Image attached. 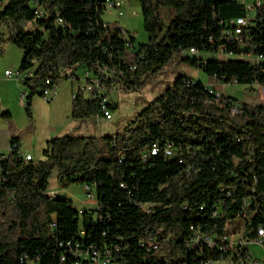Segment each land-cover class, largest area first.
<instances>
[{
	"label": "trees",
	"instance_id": "trees-1",
	"mask_svg": "<svg viewBox=\"0 0 264 264\" xmlns=\"http://www.w3.org/2000/svg\"><path fill=\"white\" fill-rule=\"evenodd\" d=\"M104 1L9 0L0 9V54L5 43L23 50L18 72L30 117L33 97L64 78L78 82L74 120L104 117V100L109 110L118 108L108 97L113 89L141 90L192 48L183 60L210 76L264 87V11L240 44L222 37L246 15L236 0H140L149 40L136 45L133 33L104 21ZM211 88L180 75L123 130L52 137L38 160H26L13 136L1 161L0 264H29L21 261L25 255L40 264H72L60 261V243L81 231L87 243L112 248L118 264L226 260L230 250L211 248L209 239L190 245V238L194 230L219 239L235 227L264 223V103L217 96ZM2 115L11 118L9 111ZM53 176L64 187H95L97 210H76L59 194L50 196ZM136 202L149 203L148 211Z\"/></svg>",
	"mask_w": 264,
	"mask_h": 264
},
{
	"label": "rangeland",
	"instance_id": "rangeland-1",
	"mask_svg": "<svg viewBox=\"0 0 264 264\" xmlns=\"http://www.w3.org/2000/svg\"><path fill=\"white\" fill-rule=\"evenodd\" d=\"M9 0H0V9H3ZM254 0H248V5ZM124 15H119L118 10L108 9L103 14L106 23L113 26H120L124 31L133 33L137 42L136 45L147 43L149 34L145 30V21L142 13L140 0H123ZM136 12V13H134ZM255 11L252 12L255 15ZM192 55L189 50L182 51L173 57L161 71L153 76L144 88L138 91L124 92L120 88L113 89L108 95L109 100L116 102L118 108L112 111L111 120L101 118H89L84 123V130L78 131L79 122L72 118L73 93L76 92L78 82L73 79H62L57 85V92L51 93L50 100L41 95H35L31 104L32 116L26 111L25 99L21 95L26 88L18 77L8 78L5 70L10 69L17 72L23 58V50L12 43H5L3 52L0 54V130L10 129L14 137L21 141L22 151L33 155L34 160L43 158V150L46 147L47 139L56 135H114L132 121L148 103L162 94L164 90L172 86L180 75H188L198 81L213 86L216 91L233 95L242 102L249 104L264 103V87L252 88L247 84L225 83L213 76H210L204 69L196 67L183 60L187 55ZM205 57L216 56L222 60L238 59L237 55H225L223 53L201 52ZM80 76L82 72L79 71ZM11 112V118L2 115L3 112ZM72 123L71 125L69 123ZM94 122V123H93ZM89 127V130L86 128ZM93 127V129H92ZM62 129V131H61ZM6 153V151H2ZM58 187L61 191H54L52 196L66 198L72 201L76 210L82 208L95 209V203H86L89 197L82 184H72L64 187L57 182L56 177L51 179L50 187ZM82 220V215H81ZM250 249L256 258H264V249L258 244H251ZM214 264H227V261L219 260Z\"/></svg>",
	"mask_w": 264,
	"mask_h": 264
},
{
	"label": "built area",
	"instance_id": "built-area-1",
	"mask_svg": "<svg viewBox=\"0 0 264 264\" xmlns=\"http://www.w3.org/2000/svg\"><path fill=\"white\" fill-rule=\"evenodd\" d=\"M240 4H242L246 10V15L239 16L231 21L227 27L223 30V38L228 41H236L240 44H245L248 40L249 30L256 23L259 12L264 11V0H254L253 4L248 5V0H236ZM105 11L108 9L112 11L114 9L118 10V14L124 15L123 11V0L120 1V4L110 5V0L104 1ZM255 11V15L252 12ZM136 13V12H134ZM191 52H196L194 48L191 49ZM258 59V57H257ZM5 75L8 78L18 77V79L23 83L25 76L21 75L18 71L13 72L10 69L5 70ZM49 83V81H47ZM83 88L86 90H90V86L85 84ZM213 88L210 89L212 91ZM57 92V86L53 88L44 90V98L47 100L51 93ZM220 92H217V96ZM76 97V92L73 93V98ZM26 99V93L23 92L21 95V100L24 102ZM106 100L103 101V110L104 117L107 120H111L113 118L112 111L109 110L105 105ZM238 111V103L234 106ZM12 145H9V150H11ZM167 154L172 153L170 145L166 150ZM152 153H156V147L152 149ZM26 160H33L32 154H24ZM6 157L5 153L0 151V183L3 179L2 172V164L1 161ZM233 186L229 188V195L231 194ZM83 189L87 193L89 197L88 202L95 203L96 210L99 207L98 198H96V188L90 186L89 184L83 185ZM54 191H58L57 189H52L49 187L48 194L51 196V193ZM136 205L141 207L142 209L148 211L149 203L144 202H136ZM247 205V201L244 203V207ZM245 215V211L240 213ZM55 225V222L52 224ZM80 238H76L74 240H69L66 243H60L62 247V252L60 253V261L65 262L67 260H72V264H118L113 257V250L108 246H99L97 243H87L84 239V231H81ZM200 239H209V246L211 248H218L219 250H223V252L230 250V256L224 260L227 261V264H236V261H243V264H264V258L259 259L256 258L253 252L250 249L251 244H258L264 249V223L258 226L257 228H249L246 229L243 226L235 227L229 233H226L219 237V239H214V237L201 236L195 230L193 232L192 237L190 238V245H195L200 242ZM151 244H154L151 242ZM143 245V244H141ZM156 247V245H154ZM22 262H29V264H40L38 258L30 260L27 255L21 258ZM215 261L211 259H205L201 262V264H214Z\"/></svg>",
	"mask_w": 264,
	"mask_h": 264
},
{
	"label": "crops",
	"instance_id": "crops-1",
	"mask_svg": "<svg viewBox=\"0 0 264 264\" xmlns=\"http://www.w3.org/2000/svg\"><path fill=\"white\" fill-rule=\"evenodd\" d=\"M122 1V0H121ZM7 70V69H6ZM209 85V84H208ZM211 87H213V86H211ZM214 88V87H213ZM226 94V93H225ZM227 95H229V94H227ZM233 96V95H232ZM0 101H1V98H0ZM12 115V114H11ZM95 118H101V119H105V117H95ZM74 120V119H73ZM89 119H86V120H83V121H80L79 122V128H78V131L79 132H82L83 130H84V126H83V124L84 123H87V121H88ZM74 121H77V120H74ZM94 123V122H93ZM70 125L72 124L71 122L69 123ZM89 130V127H87L86 128V130ZM92 129H93V127H92ZM61 131H62V129H61ZM60 134V133H59ZM59 134L58 135H56V136H59ZM77 136H81V135H77ZM12 137H13V135H12V133H11V130L10 129H7V128H5V129H3V130H0V151H6V153L9 151V145H10V141H11V139H12ZM52 138V137H51ZM51 138H49V139H47V141L48 140H50ZM47 141H46V143H47ZM21 151H22V146H21ZM23 152V151H22ZM24 154H28L29 152H23ZM30 154V153H29ZM33 156V155H32ZM34 158V157H33ZM56 180H57V177H56ZM52 189H57L59 192L61 191V189H59L58 187H53ZM86 203H90V202H86Z\"/></svg>",
	"mask_w": 264,
	"mask_h": 264
},
{
	"label": "bare ground",
	"instance_id": "bare-ground-1",
	"mask_svg": "<svg viewBox=\"0 0 264 264\" xmlns=\"http://www.w3.org/2000/svg\"><path fill=\"white\" fill-rule=\"evenodd\" d=\"M121 0H110V5H117L120 4ZM97 198V195H96ZM236 264H243V261H236Z\"/></svg>",
	"mask_w": 264,
	"mask_h": 264
}]
</instances>
